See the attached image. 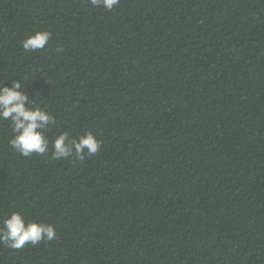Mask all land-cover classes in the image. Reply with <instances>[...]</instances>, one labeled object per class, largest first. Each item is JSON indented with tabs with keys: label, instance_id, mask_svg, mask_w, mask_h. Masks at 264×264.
Segmentation results:
<instances>
[{
	"label": "trees",
	"instance_id": "obj_1",
	"mask_svg": "<svg viewBox=\"0 0 264 264\" xmlns=\"http://www.w3.org/2000/svg\"><path fill=\"white\" fill-rule=\"evenodd\" d=\"M11 79L56 124L24 157L0 120V227L20 211L57 238L0 264H264V0H0ZM85 131L97 154L52 159Z\"/></svg>",
	"mask_w": 264,
	"mask_h": 264
},
{
	"label": "clouds",
	"instance_id": "obj_2",
	"mask_svg": "<svg viewBox=\"0 0 264 264\" xmlns=\"http://www.w3.org/2000/svg\"><path fill=\"white\" fill-rule=\"evenodd\" d=\"M89 3L110 11L119 5L120 0H89ZM51 36V32L38 29L29 34L21 46L25 52L42 51ZM23 85L19 79L12 80L11 86L0 84V120L10 122L12 137L9 143L16 153L24 157L34 153L46 155L50 144L48 132L56 124V119L46 107L37 105L35 100L29 98ZM51 146L54 160L73 155L77 160H83L85 155L91 157L97 154L101 142L90 131L78 137L61 132L51 142ZM56 238L57 232L52 224L29 220L20 211L11 212L0 227V244L16 250L29 243L35 246L41 241L47 243Z\"/></svg>",
	"mask_w": 264,
	"mask_h": 264
}]
</instances>
